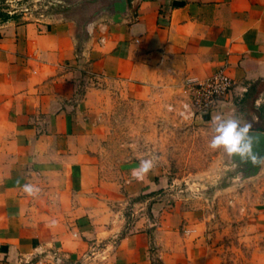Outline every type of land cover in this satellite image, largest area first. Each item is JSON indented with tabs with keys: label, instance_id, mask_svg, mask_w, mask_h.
<instances>
[{
	"label": "crops",
	"instance_id": "crops-1",
	"mask_svg": "<svg viewBox=\"0 0 264 264\" xmlns=\"http://www.w3.org/2000/svg\"><path fill=\"white\" fill-rule=\"evenodd\" d=\"M127 3L126 24L88 27L86 47L74 27L99 9L0 25V264H222L196 213L158 199L144 212L160 188L149 172L133 177L140 163L105 181L96 119L112 85L144 96L169 74L205 82L220 71L230 99L264 113V91L247 97L264 80V0ZM254 226L263 251L249 264H264V208Z\"/></svg>",
	"mask_w": 264,
	"mask_h": 264
},
{
	"label": "rangeland",
	"instance_id": "rangeland-1",
	"mask_svg": "<svg viewBox=\"0 0 264 264\" xmlns=\"http://www.w3.org/2000/svg\"><path fill=\"white\" fill-rule=\"evenodd\" d=\"M98 9H106L105 0H0V25ZM188 81L169 74L144 96L110 86L96 119L103 131V175L105 181L121 184L124 164L151 159L149 176L160 190L158 197H149L144 212L157 199L167 210L194 212L222 264H249L253 251H263V240L253 237L254 220L264 208V172L253 182L222 190L218 179L225 153L212 150L209 142L215 135V116L235 117L251 128H264V113L251 106L245 95L221 97L198 108ZM183 104L191 105L193 119L181 116Z\"/></svg>",
	"mask_w": 264,
	"mask_h": 264
},
{
	"label": "water",
	"instance_id": "water-1",
	"mask_svg": "<svg viewBox=\"0 0 264 264\" xmlns=\"http://www.w3.org/2000/svg\"><path fill=\"white\" fill-rule=\"evenodd\" d=\"M111 1V9H102L100 12L95 13V18L90 22L79 27H74V38L78 33L87 34L84 41L85 47L90 40V33L88 27H94L101 22L107 21L110 24L124 25L127 18L130 16L129 5L127 0H109ZM61 3V1L59 2ZM52 17V16H51ZM255 138L254 140V153L259 156H264V132L251 131ZM264 172V166H253L250 162L242 163L239 157H233V160L224 154V159L221 162L219 171V182L223 185L222 190H227L232 187L242 186L246 183L253 182Z\"/></svg>",
	"mask_w": 264,
	"mask_h": 264
},
{
	"label": "clouds",
	"instance_id": "clouds-1",
	"mask_svg": "<svg viewBox=\"0 0 264 264\" xmlns=\"http://www.w3.org/2000/svg\"><path fill=\"white\" fill-rule=\"evenodd\" d=\"M213 123L215 135L209 142L212 150H222L231 160L233 157H239L242 163L250 162L253 166H264V156L254 153V136L250 134L251 124L242 123L235 117L224 118L215 116ZM153 167L151 159L142 160L140 167L133 170V177L142 179ZM24 191L32 195L36 189L30 185H25Z\"/></svg>",
	"mask_w": 264,
	"mask_h": 264
},
{
	"label": "built area",
	"instance_id": "built-area-1",
	"mask_svg": "<svg viewBox=\"0 0 264 264\" xmlns=\"http://www.w3.org/2000/svg\"><path fill=\"white\" fill-rule=\"evenodd\" d=\"M103 39H100V43ZM188 91L194 98L195 105L198 108L204 105H211L217 102L221 97H229L234 87L232 80L226 76L222 71L214 74L205 82L188 81ZM181 116L186 118L194 117L195 113L191 111L190 104H183L180 112Z\"/></svg>",
	"mask_w": 264,
	"mask_h": 264
},
{
	"label": "trees",
	"instance_id": "trees-1",
	"mask_svg": "<svg viewBox=\"0 0 264 264\" xmlns=\"http://www.w3.org/2000/svg\"><path fill=\"white\" fill-rule=\"evenodd\" d=\"M264 91V80H260L254 83L248 90L247 97L250 101H254L255 98Z\"/></svg>",
	"mask_w": 264,
	"mask_h": 264
},
{
	"label": "flooded vegetation",
	"instance_id": "flooded-vegetation-1",
	"mask_svg": "<svg viewBox=\"0 0 264 264\" xmlns=\"http://www.w3.org/2000/svg\"><path fill=\"white\" fill-rule=\"evenodd\" d=\"M104 1V0H103ZM106 1V7H108V2H109V0H105Z\"/></svg>",
	"mask_w": 264,
	"mask_h": 264
}]
</instances>
